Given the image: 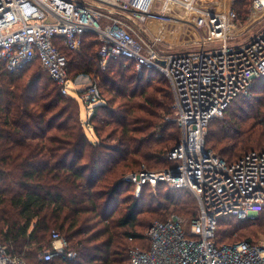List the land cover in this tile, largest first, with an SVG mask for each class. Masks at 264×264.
Wrapping results in <instances>:
<instances>
[{
  "label": "trees",
  "instance_id": "16d2710c",
  "mask_svg": "<svg viewBox=\"0 0 264 264\" xmlns=\"http://www.w3.org/2000/svg\"><path fill=\"white\" fill-rule=\"evenodd\" d=\"M248 1L233 2L240 21L247 8L238 7ZM59 47L68 59V76L88 74L98 87L101 103L86 121L93 138L81 122L78 100L62 95L38 61L14 72L0 65V242L26 264H128L130 248L148 247L151 222L144 233L137 231L139 213L162 220L175 214L186 223L198 213L185 188L159 182L165 193L147 194L145 207L149 185L136 197L134 186L123 180L140 165L166 169L175 164L166 157L179 139V128L165 120L171 88L155 72L139 76L125 57L101 69L93 34L82 36L79 52ZM205 147L227 163L264 150V77L254 80L249 97H235L221 118L209 122ZM253 224L264 231V210L250 219L223 216L215 239L253 242L244 232ZM52 231L77 252L75 258L40 260L51 249Z\"/></svg>",
  "mask_w": 264,
  "mask_h": 264
},
{
  "label": "built area",
  "instance_id": "2783aa9c",
  "mask_svg": "<svg viewBox=\"0 0 264 264\" xmlns=\"http://www.w3.org/2000/svg\"><path fill=\"white\" fill-rule=\"evenodd\" d=\"M234 1L0 0V65L8 72L38 61L60 93L70 96L67 85L74 81L59 46L79 52L82 36L90 33L99 43L101 69L125 57L139 76L155 72L170 85L173 118L165 120L179 128V139L166 157L175 164L159 171L141 166L123 180L134 186L136 197L143 186L159 182L185 188L196 199L198 213L188 227L175 214L152 221L145 233L148 247L130 248L128 264H264V238L233 243L215 239L219 218L250 219L264 210V150L227 163L205 147L209 122L222 117L235 97H249L254 80L264 77V28L241 44H227L243 30L234 24ZM250 12L252 24L264 17V0H252ZM173 20L201 31L194 49H168L165 27ZM229 23L240 30L228 31ZM77 93L86 107L101 103L94 82ZM50 237L51 249L40 254L41 261L76 257L59 233L52 231ZM0 264L26 262L0 242Z\"/></svg>",
  "mask_w": 264,
  "mask_h": 264
},
{
  "label": "rangeland",
  "instance_id": "374dc122",
  "mask_svg": "<svg viewBox=\"0 0 264 264\" xmlns=\"http://www.w3.org/2000/svg\"><path fill=\"white\" fill-rule=\"evenodd\" d=\"M249 1L246 4V6L245 5L243 6L240 4L238 7L240 9V11L241 10L243 11V9L247 8V15L245 16V15L241 14V16L244 17V19L242 21H240V15H239L240 12L239 13L237 12L238 16H237V20H235L234 24H237L240 27H243V30L241 31V33L238 37L228 39L227 40L228 45H235L236 43L241 44V43H243V41L247 40L250 37H253L259 30L264 28V17H262L260 20H258L254 24H252L253 15L250 12L252 0H249ZM232 5H233V3H232ZM231 7L233 8V6H231ZM234 10L238 11L237 9H234ZM173 22H175V23H171L165 27V41H166L167 45L170 44V46L168 45L169 46L168 49H170L173 52L183 51V50H187V49H194L196 47L195 42L197 41L198 37L202 35L201 31L194 30L191 24H188V23L184 24V22H181L180 20H173ZM237 29L240 30V28H237ZM167 30L172 31V35H170V33L168 34L166 32ZM80 51H81V49H80ZM72 79L74 81L73 82L74 84L72 85V83L70 82L67 85V87L69 88V95L78 100L79 107H80L79 111H80L81 122L84 125V128H85L87 135L89 136L90 139H92L93 134L91 132V128L86 127V121H87L88 115L92 111L93 105L86 107V105L80 101V99L78 97V93H77V91L83 90L84 88H86V86L88 84H90L91 80H90V77L88 74H83V73H80V74L76 75L75 77H72ZM253 106H256V104H254ZM169 112H170L169 114H166V117H168L169 119H172L173 118V112L170 109H169ZM252 121H253L252 118H249L248 123H252ZM254 122L256 123V120ZM212 151L216 152L215 150H212ZM141 166H143L145 169H147L149 171H159V170L163 169V166H161V165L158 166L157 168H154V169H151V168L149 169L145 165H140V167ZM126 172H128V170ZM156 185H154V186L149 185L148 187H145V189H144L145 195L142 199L143 204L141 206L146 207L145 203L147 202V196H146L147 194L152 195V196L162 197L163 192L165 193V190L162 187H157ZM169 191L172 192L171 189ZM182 195H184V194H182ZM155 220H162V219L151 217V214L149 212L139 213V215L137 217V222H136L138 225L136 226L135 229L139 232L144 233L147 224L149 222H152ZM189 223L185 224L186 227H188ZM244 232H246L248 236L250 235V239H253V240H259L261 238H264V231H261L260 229H258V227H256L254 224H253V226L246 227L244 229ZM235 237H236V235L228 238L229 242L235 241ZM223 241H227V240H223Z\"/></svg>",
  "mask_w": 264,
  "mask_h": 264
},
{
  "label": "bare ground",
  "instance_id": "6f19581e",
  "mask_svg": "<svg viewBox=\"0 0 264 264\" xmlns=\"http://www.w3.org/2000/svg\"><path fill=\"white\" fill-rule=\"evenodd\" d=\"M228 31H236V32H238V29L229 23L228 24Z\"/></svg>",
  "mask_w": 264,
  "mask_h": 264
},
{
  "label": "water",
  "instance_id": "95a60500",
  "mask_svg": "<svg viewBox=\"0 0 264 264\" xmlns=\"http://www.w3.org/2000/svg\"><path fill=\"white\" fill-rule=\"evenodd\" d=\"M171 174H172L173 176H178V171H177V170H173V171H171Z\"/></svg>",
  "mask_w": 264,
  "mask_h": 264
}]
</instances>
